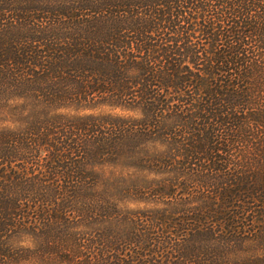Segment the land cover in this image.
<instances>
[{"label":"trees","instance_id":"1","mask_svg":"<svg viewBox=\"0 0 264 264\" xmlns=\"http://www.w3.org/2000/svg\"><path fill=\"white\" fill-rule=\"evenodd\" d=\"M0 264H264V0H0Z\"/></svg>","mask_w":264,"mask_h":264},{"label":"rangeland","instance_id":"2","mask_svg":"<svg viewBox=\"0 0 264 264\" xmlns=\"http://www.w3.org/2000/svg\"><path fill=\"white\" fill-rule=\"evenodd\" d=\"M84 112H106V111H115L117 112L118 109H108V107L106 106H103V105H99V104H96V107L92 108V109H85L83 110ZM117 167L119 168H124L122 164L120 163H117L115 162L114 163ZM124 171H127L125 168H124ZM135 174V173H133ZM134 177L137 178V176L135 175ZM129 206H141V203H139L138 201H132V202H129L128 203Z\"/></svg>","mask_w":264,"mask_h":264}]
</instances>
